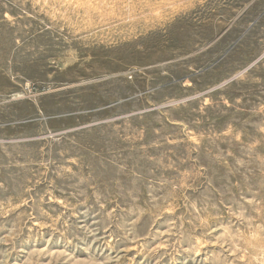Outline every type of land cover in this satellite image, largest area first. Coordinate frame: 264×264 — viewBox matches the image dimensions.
<instances>
[{"label":"rangeland","instance_id":"1","mask_svg":"<svg viewBox=\"0 0 264 264\" xmlns=\"http://www.w3.org/2000/svg\"><path fill=\"white\" fill-rule=\"evenodd\" d=\"M0 264H264V0H0Z\"/></svg>","mask_w":264,"mask_h":264},{"label":"bare ground","instance_id":"2","mask_svg":"<svg viewBox=\"0 0 264 264\" xmlns=\"http://www.w3.org/2000/svg\"><path fill=\"white\" fill-rule=\"evenodd\" d=\"M197 253V252H196Z\"/></svg>","mask_w":264,"mask_h":264}]
</instances>
